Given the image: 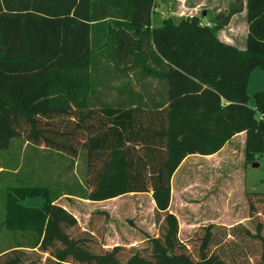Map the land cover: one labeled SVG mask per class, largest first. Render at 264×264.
Segmentation results:
<instances>
[{
    "label": "trees",
    "instance_id": "obj_1",
    "mask_svg": "<svg viewBox=\"0 0 264 264\" xmlns=\"http://www.w3.org/2000/svg\"><path fill=\"white\" fill-rule=\"evenodd\" d=\"M155 5L0 0V150L20 139V148L25 142L34 151L30 161L18 153L5 160L8 168L0 165V175L13 174L0 178V234H13L16 243L6 249L0 242V264H28L34 256L26 251L54 264H264V192L247 193L254 231L238 223L230 229L234 242L223 243L219 236L229 230L211 223L196 231L191 249L169 210L171 178L188 155L214 154L240 132L247 162L264 151V90L253 105L248 95L252 71L264 69V0H231L206 23L195 15L155 25ZM243 12L240 49L219 32ZM12 13L18 17L11 25ZM38 150L48 151L46 160L34 159ZM55 152L59 163L70 160L59 174L62 191L34 183L51 170ZM78 159L84 183L68 175ZM137 192L152 193L159 224L144 249L104 250L98 239L106 211L92 212L90 228L80 230L76 216L56 203L62 196L102 201ZM32 196L45 204L24 205Z\"/></svg>",
    "mask_w": 264,
    "mask_h": 264
},
{
    "label": "rangeland",
    "instance_id": "obj_2",
    "mask_svg": "<svg viewBox=\"0 0 264 264\" xmlns=\"http://www.w3.org/2000/svg\"><path fill=\"white\" fill-rule=\"evenodd\" d=\"M231 0H156V5L153 13V23L155 25L159 24L162 19H171L177 21L181 17H189V16H200L203 18V22L206 23L212 19L213 12L218 9H226L229 6ZM205 13V15H203ZM14 14V15H13ZM17 13H12L11 15H7V19L9 20V24H14L17 19ZM203 15V16H202ZM247 34V25L245 16L242 14H237L234 19H232L229 25L224 29V32L221 33L223 38L228 40L231 43H234L240 49L245 48V38ZM264 90V69L261 67H256L252 71L249 77L248 83V95H249V103L251 105L254 104V94L257 91ZM20 139H15L12 141V147L8 150H0V165L6 167V161L10 159L14 160L15 157H18V153H20V159H24L25 161H30L33 154V150L31 147L26 148V143L22 142V148L17 144ZM25 145V147H24ZM52 152V151H51ZM240 152V151H239ZM39 155H34L35 160H46L48 151H39ZM30 154V157H29ZM61 153L55 152V155L50 158V166L51 170L47 173H40L38 177L35 178V184L49 186L54 191H62L64 189V185L66 183L65 179H60L59 174L62 170V166L66 167L70 160L67 161L65 159L58 162L59 156ZM238 153L233 155V160L222 159V165H214L213 162L207 159H198L192 158L188 161L187 166L181 170H179V177H190L192 180V185H190V193L187 196L183 195V185L179 184L180 188L179 192L176 193L174 198V204L180 210V216L182 219V228L183 232L181 233L180 240L188 243L189 247L194 249L195 243H193V236L196 231L204 225L207 224H215L217 226H223L229 230L227 236L221 235V229L215 228L216 232H218L221 236L219 239L223 240V243H228L231 241H238L236 236L231 234V227L237 225L238 223H244L254 231L253 224L250 218V203L247 199V193L249 191H262L264 192V151L257 156L256 160L253 162H247L246 166L241 165L243 163L242 156H237ZM244 155V152H243ZM61 156V155H60ZM29 157V159H28ZM69 158V157H67ZM5 161V162H3ZM62 162V163H61ZM15 163V162H13ZM86 163V161H85ZM258 164L255 165L254 164ZM235 164V165H234ZM245 165V164H244ZM214 166L217 169H214ZM0 170H5L4 168ZM8 168V167H6ZM85 165L83 159H78L74 164L73 170L69 172L68 175L75 173L77 177L80 179L82 183H84L85 179ZM30 172V168L26 171V173ZM239 173V176H238ZM13 174L0 175L5 181H9ZM245 177V178H244ZM32 177H29L31 180ZM64 178V177H62ZM197 178L196 180H194ZM0 179V180H2ZM246 181H245V180ZM69 180H72L70 177ZM183 179H179L178 183H182ZM244 180V181H243ZM235 184V187H234ZM200 189V190H199ZM232 190V192H231ZM234 190V191H233ZM1 194V190H0ZM196 199L201 198L202 202H205L206 205L202 207V209H194L193 211L187 210L186 207L183 209L182 201L184 199ZM187 201V200H186ZM132 203V201L128 198L126 203H121V207L119 210L121 211L120 218L113 217L107 218L106 232L103 238L98 239L99 243L102 244L104 250H111L113 247L108 245L106 241L107 236V226L111 221L119 222L117 229L121 232V246L126 248H137L144 249L148 246V240L153 235L145 233L143 235L142 232H137L138 225L135 220V213H132L130 209H127L128 203ZM58 204L67 208L70 212H72L79 223L80 230L89 229L91 214L93 210L100 211L102 205H88L84 200H80L75 198L74 196H62L59 200H57ZM23 204L26 206H42L45 204V198L43 196H32L26 197L23 200ZM4 209L0 208V222H1V214ZM95 212V211H93ZM191 212L193 216H191ZM90 214V215H89ZM140 214V213H139ZM261 214V212H259ZM146 216V213L144 214ZM153 221L156 226L157 236L159 234V224L156 223V213L153 214ZM195 222V229L191 230L188 225H186V221ZM97 226H102L105 222L104 218L101 220H95ZM115 227H116V223ZM150 222V220H148ZM106 223V222H105ZM243 224V223H242ZM96 231V230H94ZM141 231V230H140ZM189 231V232H188ZM144 232V231H143ZM10 235V234H9ZM149 235V237H148ZM12 237V239H11ZM138 237V238H137ZM148 237V238H147ZM193 237V238H192ZM14 235H10V239L7 238L6 233L0 234V242L4 248H8V246L3 245L7 242L10 243L9 246L13 247L16 243L13 241ZM134 241L132 243V240ZM142 239L143 241H139ZM21 240L24 244H27V238L21 237ZM12 244V245H11ZM117 246V245H116ZM235 250H232L234 249ZM232 249H228L230 251H236V247L233 246ZM27 257L34 256L31 259L27 258L28 264H33V262H38V264H54L48 257H40L38 259L37 255H35V251H26ZM29 253V254H28ZM48 258V259H47ZM36 259V260H35Z\"/></svg>",
    "mask_w": 264,
    "mask_h": 264
},
{
    "label": "crops",
    "instance_id": "obj_3",
    "mask_svg": "<svg viewBox=\"0 0 264 264\" xmlns=\"http://www.w3.org/2000/svg\"><path fill=\"white\" fill-rule=\"evenodd\" d=\"M241 14L245 16V12H243ZM236 16L237 15H234L232 17V19H234V17H236ZM222 32H224V29L219 32V37L221 39H223L224 41L229 42L228 40H226V38L225 39L223 38V36L221 35ZM229 43H231V42H229ZM232 44H234V43H232ZM107 100L110 102L114 101V99L112 97L107 98ZM245 144H246V132H240V133H237L236 135H234L218 152L211 154V155H199V154L188 155L182 161V163L179 165V167L177 168V170L175 171V173L173 174V176L171 178V200H170L169 210H170V212L175 214L178 218L179 236L180 237H181V233L183 232L182 231L183 230L182 219H181V216L179 213L180 210L174 204V198H175L176 193L180 191L179 190L180 188L178 187L179 184L183 185L184 189L181 191L183 192V195L187 196V194L190 193V187H191L190 185H192L193 182L191 181L192 179L190 177H187L185 175L182 178L179 177L178 176L179 170H181V168L184 169L187 166L188 161L192 158L207 159V160L213 162L212 164H214V165H220V164L222 165V163H223L222 159L223 158L224 159L227 158L230 161H232L233 155L235 153H238L237 156L240 155L243 158V163L241 165V168H242V166L243 167L246 166V163H247L246 157H245ZM243 152H244V155H243ZM255 165H258V164L255 163L254 166ZM214 169H217V167L214 166ZM238 176H239V173H238ZM179 179H183L182 183H178ZM196 179L197 178H195L194 180H196ZM234 187H235V184H234ZM231 192H232V190H231ZM74 197L78 198L80 200H84L85 203L88 205H98V204L102 205L101 206L102 208L99 210L106 211L111 218H113V217L120 218L119 215H121V211L119 210V208L121 207V203L122 202L126 203V201H128V198H129L132 201V203L131 202L128 203L127 204L128 206H126V207H127V209H130L132 211V213H135V217L137 218V220H135V222L138 225L137 232H142L143 235H145V233H147L150 236H152V235L155 236L157 234L155 223L153 221H151L153 219L152 216H153V214L155 212V208H156V204H155V201L152 197L151 192L127 193L125 195H120V196H117V197H114L111 199H107V200H102V201H91V200L76 197V196H74ZM201 200H203V199H201V198L184 199L182 201L183 209H184V207H186L187 210H191V211H193L194 209H197V208L202 209V207L205 206L206 203L202 202ZM93 211H96V210H93ZM145 213H146V216L144 215ZM190 215L193 216V213L191 212ZM148 220H150V222H148ZM185 221H186V225H188L191 230L195 229V222H193V221L190 222L189 220H184V222ZM114 222L111 221L110 224H108V226H107L108 231H107L106 241L109 242L107 244L108 245L110 244L111 247L116 246V245H122L121 244V239H122L121 232L117 229L119 222H115L116 227H115ZM242 223L245 226H247L244 223V221ZM149 235H148V237H149ZM134 241L136 242L138 240L137 239L134 240V238H133L132 243ZM139 241L141 242L143 240L139 239Z\"/></svg>",
    "mask_w": 264,
    "mask_h": 264
},
{
    "label": "water",
    "instance_id": "obj_4",
    "mask_svg": "<svg viewBox=\"0 0 264 264\" xmlns=\"http://www.w3.org/2000/svg\"><path fill=\"white\" fill-rule=\"evenodd\" d=\"M203 15H205V13H203Z\"/></svg>",
    "mask_w": 264,
    "mask_h": 264
}]
</instances>
